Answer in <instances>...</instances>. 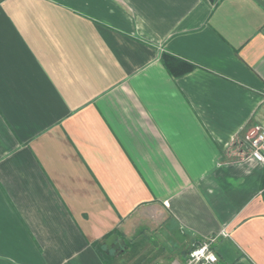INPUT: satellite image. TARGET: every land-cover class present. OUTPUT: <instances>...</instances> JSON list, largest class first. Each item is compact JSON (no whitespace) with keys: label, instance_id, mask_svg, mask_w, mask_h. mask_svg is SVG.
Segmentation results:
<instances>
[{"label":"crops","instance_id":"0c3cea01","mask_svg":"<svg viewBox=\"0 0 264 264\" xmlns=\"http://www.w3.org/2000/svg\"><path fill=\"white\" fill-rule=\"evenodd\" d=\"M261 124L264 0H0V264H104L148 218L264 264Z\"/></svg>","mask_w":264,"mask_h":264},{"label":"rangeland","instance_id":"374dc122","mask_svg":"<svg viewBox=\"0 0 264 264\" xmlns=\"http://www.w3.org/2000/svg\"><path fill=\"white\" fill-rule=\"evenodd\" d=\"M120 229L127 238L133 239L139 246L135 255L131 253L123 255L118 258L116 264H152L155 261L169 264L174 259L179 261L183 258L182 251L190 244L183 237L173 233L175 230L171 229L166 220L157 222L148 218L144 223L138 224L133 219Z\"/></svg>","mask_w":264,"mask_h":264},{"label":"built area","instance_id":"2783aa9c","mask_svg":"<svg viewBox=\"0 0 264 264\" xmlns=\"http://www.w3.org/2000/svg\"><path fill=\"white\" fill-rule=\"evenodd\" d=\"M245 142L249 156L264 165V124L250 129L246 134ZM214 241V236L203 239L189 251L182 261H173L170 264H215L217 255L213 247Z\"/></svg>","mask_w":264,"mask_h":264},{"label":"trees","instance_id":"16d2710c","mask_svg":"<svg viewBox=\"0 0 264 264\" xmlns=\"http://www.w3.org/2000/svg\"><path fill=\"white\" fill-rule=\"evenodd\" d=\"M209 1L211 3H213L216 0H209ZM162 61H163L164 65H165V67L168 68L169 67V62H170L169 56L166 55V54L163 55ZM184 66L185 65H182V67L180 68V71H184V70L189 68L188 64L185 66V68H184ZM123 240H124L123 245L118 250L113 251L114 253L113 252H107V251H105L103 249H98L97 248V254H98L99 258L102 260V262L104 264H116L117 263L116 261L118 260V258H120L123 255H126L128 253H131V255H135L136 250H137V248L139 246V245H137L138 243L134 242L133 239H124L123 238ZM199 242L200 241L197 240V239H193L192 241H190V244H188L185 247L184 251H182L183 255H184L183 259L187 256L189 251L191 249H193ZM117 253H119V254L117 255Z\"/></svg>","mask_w":264,"mask_h":264},{"label":"water","instance_id":"95a60500","mask_svg":"<svg viewBox=\"0 0 264 264\" xmlns=\"http://www.w3.org/2000/svg\"><path fill=\"white\" fill-rule=\"evenodd\" d=\"M116 237H117L116 234H112V235H110V236L106 239V244H109L110 242H113V241L115 240ZM120 243H121V240H118L117 243L115 244V246L118 247Z\"/></svg>","mask_w":264,"mask_h":264}]
</instances>
